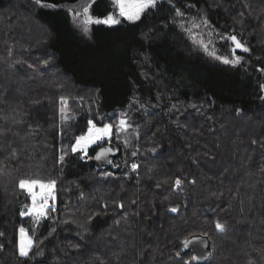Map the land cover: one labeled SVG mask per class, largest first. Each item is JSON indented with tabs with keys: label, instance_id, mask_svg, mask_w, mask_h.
Masks as SVG:
<instances>
[{
	"label": "trees",
	"instance_id": "trees-1",
	"mask_svg": "<svg viewBox=\"0 0 264 264\" xmlns=\"http://www.w3.org/2000/svg\"><path fill=\"white\" fill-rule=\"evenodd\" d=\"M177 8L235 35L249 49L236 51L242 63L198 48ZM112 10L94 0L91 14ZM73 14L0 0V264H185L194 234L211 252L190 264H264V0H157L139 21L87 34ZM219 43L231 58L232 42ZM124 114L133 128L119 140L114 129L112 167L87 161L106 142L71 152L88 120ZM20 178L57 180L39 224L20 215L31 203ZM21 226L42 241L30 257L16 247Z\"/></svg>",
	"mask_w": 264,
	"mask_h": 264
},
{
	"label": "snow or ice",
	"instance_id": "snow-or-ice-1",
	"mask_svg": "<svg viewBox=\"0 0 264 264\" xmlns=\"http://www.w3.org/2000/svg\"><path fill=\"white\" fill-rule=\"evenodd\" d=\"M38 5L44 6V0H35ZM94 0H78L77 3H74L71 6H66V10L71 14L75 13L72 16L73 22L80 27V29L87 34L90 31L89 26L93 24H103L107 26H115L122 23V19L128 22L139 21L142 15L149 9L155 8L157 5V0H111L112 11L108 12L104 17H94L91 14V8ZM50 7H56V5H47ZM176 17L179 18V26L188 34L189 38L193 41L198 48L202 49L209 57L214 60L220 61L225 65H239L242 63V57L236 55L238 49L243 50V52H248L249 49L235 36V35H221V40H226L232 42L233 47L230 49L231 58L229 56H221L217 54L214 45L210 39L206 40L204 38L203 32H197L195 30L201 29L202 27H209L208 21L202 18L197 22L195 17L188 18V27H185V17L184 13L180 9H175ZM209 36L212 33H208ZM45 64L49 61H44ZM261 89L264 90V85H261ZM61 104V113H65L68 105V99L65 97L60 98ZM62 119H69L68 116L63 115ZM87 130L84 134L75 138V143L71 147V152L76 153L80 151L83 156L82 158L87 157L88 148L90 146H99L101 142H110L114 136L117 140L120 138V133H127L129 129L133 128V125L129 123L127 114H124L119 119L118 123L115 125L111 123H102L98 126L92 120L87 121ZM135 135L138 136L139 133L135 132ZM125 145L129 144L128 140H124ZM114 147L100 148L97 152L95 159H107L108 155L114 151ZM151 151H155L152 149ZM133 156L136 155V152L132 153ZM63 161V156L60 157ZM111 163V161H108ZM132 169L135 170L138 165L133 163L131 165ZM111 175V174H109ZM57 180L54 178L49 179H40V178H20L17 181V186L19 189L26 192L30 198V205H25L24 210L20 212V215L31 217L34 224H39L41 219L47 218L50 212H54V205H51L49 201L55 199V187ZM176 188H179L182 184L180 178H176L174 181ZM107 207V205H105ZM123 207V205H120ZM172 211H177L176 208L171 209ZM215 226L218 229L223 230L225 225L219 220L215 222ZM19 239L18 247L19 256L21 257H30V253L33 248L39 247V244L42 241H37L34 239L33 235H29L28 229H25L23 226L19 228ZM0 236H3V233H0ZM184 247L189 245L200 243L204 244V241L200 236H193L192 239H185L183 242ZM0 248H3V244H0ZM37 255L41 253L37 252ZM179 255V253H177ZM200 259L198 256H191L190 261H196ZM190 261H186L185 264H190Z\"/></svg>",
	"mask_w": 264,
	"mask_h": 264
},
{
	"label": "water",
	"instance_id": "water-1",
	"mask_svg": "<svg viewBox=\"0 0 264 264\" xmlns=\"http://www.w3.org/2000/svg\"><path fill=\"white\" fill-rule=\"evenodd\" d=\"M50 1H53L56 4H60V5H64V6H71L74 3L78 2V0H50ZM108 147H114L115 150L108 155L107 159L96 160L95 156H96L97 152H99L100 148H108ZM119 153H120L119 146L114 141H110V142H106V143L102 144L101 146H99L95 150V152L88 157L87 161L89 164L95 166L99 170L107 169V168H110L114 165V161H115L116 157L119 155ZM109 160L111 161V163L108 162ZM193 236H200L201 239L204 241V244L195 243V244L189 245L188 247L183 246L182 251H186V250L191 248L194 251V255L200 257V259H198L196 261H203L209 256V254L211 252V246H210L209 239L207 236L201 235V234L191 235L187 239H192Z\"/></svg>",
	"mask_w": 264,
	"mask_h": 264
},
{
	"label": "rangeland",
	"instance_id": "rangeland-1",
	"mask_svg": "<svg viewBox=\"0 0 264 264\" xmlns=\"http://www.w3.org/2000/svg\"><path fill=\"white\" fill-rule=\"evenodd\" d=\"M75 14V13H74ZM73 14V15H74ZM185 17V27H188V18H191V17H195L197 22H199L202 18H204V16H202L201 14H192V15H188V16H184ZM205 19V18H204ZM209 24V23H208ZM197 32H203L204 34V38L206 40L210 39L212 41V44L214 45L215 47V50L217 51V54L218 55H221V56H228V55H225L223 52H221V49H220V46H219V42L221 41L220 39V36H219V33H217L216 30H214L212 28V26L209 24V27L207 28H204L202 27L201 29H198V30H195ZM208 33H212L211 36L208 35ZM233 46V45H232ZM202 50V49H201ZM98 126H100L99 124H97ZM87 130V129H86ZM86 132V131H85ZM85 132L81 133V134H84ZM81 134H79L78 136H80ZM77 136V137H78ZM75 143V141H74ZM91 147V146H90Z\"/></svg>",
	"mask_w": 264,
	"mask_h": 264
}]
</instances>
